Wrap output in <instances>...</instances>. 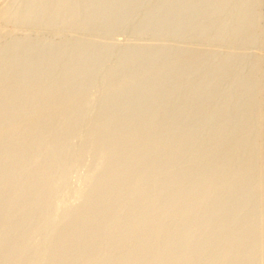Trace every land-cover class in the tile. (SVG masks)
I'll use <instances>...</instances> for the list:
<instances>
[{"label":"rangeland","instance_id":"obj_1","mask_svg":"<svg viewBox=\"0 0 264 264\" xmlns=\"http://www.w3.org/2000/svg\"><path fill=\"white\" fill-rule=\"evenodd\" d=\"M48 1L0 0V36H2L0 37V62L4 60L3 62H1L2 64L0 63V108L2 109H0V135L2 134V140L0 139V171L12 168V166L21 158L24 160L25 164H28L32 156H37L39 157V160L44 163L45 161H47V158L52 159L56 155L55 159L57 157L58 158L56 160L52 159L54 160V164H56V161H60L61 163H67L69 160H71L68 162L69 164L67 163L68 167L66 166V168L63 169L65 170L64 172L62 169H56V172L59 171V174H56L58 176L60 175V177H63L60 181L61 184H59L63 185L62 183L64 179V182L67 186H59L58 184L56 185V187H54V193L52 189V191L50 192L51 194L48 193V195H43V198H45L46 201H49V206L47 205L44 209H41V213H38L37 215L39 219H37L36 217L33 220L34 222L31 223L33 224V227L36 226V228L39 227V225H42L40 231L44 230V232L39 231V233L33 235H36L35 237L29 235L28 237L26 234L25 236L22 234L25 230V226L27 225H25L24 227L23 224L16 226L17 228L12 231L13 233H10V237H13L15 241V247L14 250H12L13 254H10L11 256L7 254L6 256L5 254H0V264L2 262L9 261L13 255L19 252L20 248H25L27 245L28 247L26 248H29L30 246L33 247L34 244H37V242L39 244L38 246H41L43 250L46 249L45 247L48 246L45 250L46 253L44 254V251L42 250L43 253L42 251L39 252V254L37 253L36 255H34L33 258H31L28 263L47 264L49 262L50 250L60 244V242H63L62 239H59V236L61 237L62 231H64L65 228L67 229L68 217H70L72 213L75 212L77 209L83 210V208H86L88 206V203L86 202H89V199L91 198L84 195H80V192L84 190V193L86 194L88 191L96 187L95 182L87 184L84 183L85 174L88 173V170L95 163V160L97 159L95 157H97L98 153H100L101 150H107V147H109V145L114 144L115 142L117 144V142L120 141H122L120 143H123L124 146L120 144L115 148L116 150H108L109 161L111 163H114L118 161V159L122 156L127 157L128 160L131 161L132 165V169L129 172L130 178L138 175L141 172L140 169L142 168V165L144 166L145 171L148 169L150 171L148 170V172H144L145 178L143 183L139 185L140 187L138 185L128 184L127 178L122 179L121 183L119 184L121 185L123 182L122 186H124L125 190L128 191V193H130L133 188L134 192L132 190V194L126 193L124 195L117 196L114 198L113 202L107 203L98 208L97 214L99 213L98 216H100V218H103V216H106L108 214L107 212H109L112 204H120L123 201H127L128 204L129 201L130 203L135 204V208L132 209L130 212H127V210H120L119 212L112 215L113 217L110 216L106 218L104 224H102V228L104 230H102L103 232L107 233L110 229L109 227H111L113 223L120 219L123 221L125 216L128 217L129 220L133 219L132 221H135L136 219H138V217H142L143 215H149L148 210H144L139 206V203L142 198V196L140 195H143L142 193L144 191H148V189L157 190L158 188L160 189L163 184L166 185V183H171L175 187V189H180V193L176 190L178 194H176L175 197L171 198L172 202H174V204L178 206V208L177 210H175L177 213L175 212L174 214H172V216H167L168 218L166 217L167 219L165 220V222L168 223V225H166L167 228L164 229V232H161L162 234L159 233V236H162V239L160 238L161 240L172 238L176 242H187V240L190 239L189 235L179 234V231L181 230L179 224L180 222L184 221V216L188 213H192L193 210H197L198 212H200L201 209V212L205 213L206 211H208V215L205 218L206 223L207 220H209L216 214V210H218V207L220 206L221 208L223 207L222 209L226 213H224L223 216L220 217L221 220L219 219L221 227L219 226L217 229L215 228L216 231H211V233H207L206 236H209L211 234L216 237H222V234L224 233L223 230H225V228H233L232 230L228 231L227 235L225 236L228 242L227 240H225V246H220V249H223L222 247H225V253H230V250L233 253V247L235 245V242L233 241H244V245L247 246H243L244 248L241 247L242 250L244 249V252L240 257H238L239 259L241 258L240 260H242L241 262H243L241 264H246V262L247 264H264V247H262V245L264 246V213H262L264 211V193H262L264 192V5H262L264 4V0ZM28 27L30 29H28ZM66 27H68V29ZM5 32L7 35L3 34ZM72 50H74V52ZM38 52L40 56H38ZM74 54L76 56H73ZM40 66L41 68H39ZM57 70L58 72L56 73ZM124 73L127 74L125 75ZM10 74L11 76L9 77ZM12 74H14V76ZM55 76L59 78L57 79ZM38 86H40L41 88ZM42 86L44 87L42 88ZM4 89H6V91ZM15 93L16 95L13 96ZM41 93H43V95ZM50 94L52 95L49 96ZM61 95L63 98L61 97ZM34 105H36L37 107H34ZM40 105H42V108H39ZM25 108H29L28 111ZM56 114L58 117L56 116ZM255 116L257 118H255ZM32 119L34 122L32 121ZM40 124L42 126H40ZM76 125L77 127H75ZM69 131L71 132V134H69ZM33 132L35 133V135ZM16 134L18 137L16 136ZM146 134L148 136H146ZM127 140L128 142L126 144ZM66 141L67 143L65 144ZM4 142H6L7 144H4ZM36 142H38L37 146L36 144L34 146V143ZM1 143H3V145ZM18 147L20 150L18 149ZM62 147H64L65 150ZM8 152H10L11 155ZM70 154L73 157L69 156ZM61 155L65 157H62ZM239 158H241V161L239 160ZM1 159L3 160L1 161ZM165 159L168 161H166ZM167 162H170L171 165ZM192 163L196 166V168ZM40 165L36 166L37 169L41 168L42 165ZM201 168H208L207 170H209L211 174V177L208 176L205 177V179L203 177L199 179L200 181H203V184H201L202 182H199V180L197 181L198 174H200L202 170ZM216 169L219 171H217ZM80 171L81 174L83 173L82 175L80 174ZM158 171H160V173ZM28 172H30V174ZM34 172H36V168L34 169V171L24 170L23 176L25 177V179H31L33 177L32 174H34ZM65 173L67 176L65 175ZM217 173H222L223 177L220 176L219 179L216 178V175H218ZM156 174L159 176L158 178L156 177ZM195 175L196 178H194ZM228 175L230 176L228 177ZM147 178L153 180V184H151L149 182L150 180H148ZM214 178L216 179V181L218 180L222 183H220L222 188L216 189L209 195L204 194L206 197L205 200L208 199V202H206H212L210 206L207 205L205 201L202 204L196 203L189 197V192L186 188H178L180 187L179 181L185 182L186 180H188V182H186L191 183L189 184V190H193L199 188L200 185L208 184V182L213 184V181L215 180ZM65 180L69 182L67 183ZM145 180H147L146 183L148 182L146 185ZM253 181L255 183H253ZM126 182L127 184L125 185ZM194 182L199 183L196 185V183ZM11 184L13 188H17L19 187V184L21 186V180L15 179L12 181ZM38 184L42 185V182ZM38 184L35 186L39 188L40 186ZM7 187L8 186L5 181L1 182L0 193L4 192ZM138 188H140V191H137V194L136 190H138ZM259 188L262 190H260ZM182 189H185L186 192L182 193ZM105 190H107V185H102L100 187L101 193L99 196H101L105 192ZM67 193L68 195H66ZM55 194H57V197L55 196ZM37 197L38 196L33 197V199H39V197L41 198L42 195H39L38 198ZM50 197L53 201L50 200ZM59 197L61 199H65L60 200ZM0 198H2L0 199V202H2L3 197L1 195ZM209 198H211L212 200ZM169 200V197L156 198L153 204L158 206V204L162 205ZM62 201L63 203H61ZM237 201L239 202L237 203ZM214 202H216L217 204H214ZM27 205L29 206L30 202ZM55 208L58 211L54 210ZM48 210H50V212ZM189 210L190 212H188ZM56 211L59 214L62 213L60 214L61 216L58 213L55 216L54 213ZM226 211L231 212L229 214ZM104 212L106 213L104 214ZM7 214H9V212L6 213V216H8ZM64 214H66V217ZM136 214L138 216H136ZM40 215L44 216H42L44 220L40 219L42 218L40 217ZM189 215L191 214H188V216ZM54 216L56 218H54ZM189 217L194 216L191 215ZM38 220L41 222H39ZM46 221L48 222V224L46 223ZM32 224L30 225L32 226ZM62 224H64V226ZM236 224L239 226H242L243 224L245 225L240 228L239 226L237 227ZM172 225H174V227ZM178 225L180 228L179 230L175 228ZM52 226L54 228H52ZM78 226H80V230L86 229L88 227L87 225L81 222L77 224V230H79ZM89 226L91 227V225ZM47 230L48 233L46 232ZM172 230L174 231L172 232ZM175 230H177L178 235L176 234L177 232H175ZM102 231L99 234H92L93 237H90V239L93 238V240L91 239L92 241L98 243V246L97 248L90 247L88 249V252H86L88 257L86 259H89L88 261L92 259V262H88L86 260L83 264H110V260L105 254H107L109 252L108 250L112 248H110V244L107 241H109L110 238H112V240H119L121 238V233L117 231L113 235H111L112 237L110 236V238H108L109 236H107L106 233L105 235L107 237L104 236L102 234ZM1 233L0 236L3 235V232ZM142 234L143 233L137 234V237L135 236L132 240L134 250L128 252L126 255L123 254V257L127 261L133 262L137 259L136 254L141 253V251L138 250L141 248V246V250L143 251V253L149 252L154 249L161 241L158 240L159 236H156L157 239L155 237H152L149 239V241L147 240L146 242H144V234ZM48 235L51 236L49 237ZM55 235L58 238H56ZM180 236L186 237L184 238ZM47 237L51 239L50 242ZM52 238L54 239L52 240ZM103 239L105 242L102 241ZM156 240H158V242ZM101 244L107 247L105 248L104 246L103 248ZM92 249L94 250V254H96L95 256L94 254H90L92 253ZM198 249L199 248H197V250ZM76 251V249H74V251L72 252L69 251L67 253V257H65L68 258V256L70 257L71 255V257H74L78 253ZM189 252L190 250L188 248H186V250L184 251L185 254H188ZM97 256H101L102 258H98ZM104 256H106V259L104 258ZM93 258H95L96 260H93ZM207 259L209 262H211V264H228V261L226 260L228 259V257L220 258V252L217 251L209 255ZM32 260H35V262ZM163 261L165 262V260ZM18 263H16L15 261L11 262V264Z\"/></svg>","mask_w":264,"mask_h":264},{"label":"bare ground","instance_id":"obj_2","mask_svg":"<svg viewBox=\"0 0 264 264\" xmlns=\"http://www.w3.org/2000/svg\"><path fill=\"white\" fill-rule=\"evenodd\" d=\"M48 1V0H47ZM53 1V0H52ZM56 1V0H55ZM79 1V0H78ZM137 1V0H136ZM250 1V0H249ZM43 2V1H42ZM54 2V1H53ZM52 2V3H53ZM59 2V1H58ZM69 2V1H68ZM87 2V1H86ZM143 2V1H142ZM185 2V1H184ZM230 2H232V1H230ZM244 2V1H243ZM248 2V1H247ZM260 2V1H259ZM48 3H49V1H48ZM154 3V2H153ZM173 3V2H172ZM200 3V2H199ZM238 3V2H237ZM59 4V3H58ZM148 4V3H147ZM228 4V3H227ZM260 4H262V3H260ZM259 4V5H260ZM48 5V4H47ZM61 5V4H60ZM87 5V4H86ZM242 5V4H241ZM262 5H264V4H262ZM30 6V5H29ZM34 6V5H33ZM53 6V5H52ZM57 6H59V5H57ZM109 6V5H108ZM202 6V5H201ZM12 7V6H11ZM73 7V6H72ZM95 7V6H94ZM112 7V6H111ZM129 7V6H128ZM167 7V6H166ZM204 7V6H203ZM260 7V6H259ZM4 8V7H3ZM54 8V7H53ZM65 8V7H64ZM63 8V9H64ZM228 8V7H227ZM232 8V7H231ZM236 8V7H235ZM245 8V7H244ZM262 8V7H261ZM49 9V8H48ZM110 9V8H109ZM109 9H107V10H109ZM138 9V8H137ZM144 9V8H143ZM160 9V8H159ZM168 9V8H167ZM171 9V8H170ZM208 9H209V7H208ZM233 9V8H232ZM237 9V8H236ZM62 10V9H61ZM66 10V9H65ZM88 10V9H87ZM112 10H115V9H112ZM163 10V9H162ZM197 10V9H196ZM212 10V9H211ZM60 11V10H59ZM67 11V10H66ZM70 11V10H69ZM170 11V10H169ZM175 11V10H174ZM182 11V10H181ZM261 11V10H260ZM56 12V11H55ZM207 12V11H206ZM224 12H225V10H224ZM237 12H238V10H237ZM246 12V11H245ZM252 12V11H251ZM11 13V12H10ZM43 13V12H42ZM53 13H54V11H53ZM72 13H73V11H72ZM121 13V12H120ZM139 13V12H138ZM154 13V12H153ZM194 13V12H193ZM82 14V13H81ZM97 14V13H96ZM123 14V13H122ZM131 14V13H130ZM152 14V13H151ZM184 14V13H183ZM213 14V13H212ZM237 14V13H236ZM244 14H246V13H244ZM3 15V14H2ZM8 15V14H7ZM6 15V16H7ZM9 15H12V14H9ZM51 15V14H50ZM54 15V14H53ZM59 15V14H58ZM72 15V14H71ZM101 15V14H100ZM125 15V14H124ZM256 15V14H255ZM188 16H190V15H188ZM194 16V15H193ZM213 16V15H212ZM257 16V15H256ZM262 16V15H261ZM42 17V16H41ZM58 17V16H57ZM61 17V16H60ZM159 17V16H158ZM203 17H204V15H203ZM108 18V17H107ZM120 18V17H119ZM231 18V17H230ZM243 18V17H242ZM259 18V17H258ZM7 19V18H6ZM13 19V18H12ZM36 19V18H35ZM61 19V18H60ZM66 19V18H65ZM153 19V18H152ZM205 19V18H204ZM238 19H239V17H238ZM37 20H38V18H37ZM37 20H35V21H37ZM56 20V19H55ZM67 20V19H66ZM69 20V19H68ZM170 20V19H169ZM243 20V19H242ZM254 20V19H253ZM261 20V19H260ZM11 21V20H10ZM57 21V20H56ZM70 21V20H69ZM72 21V20H71ZM78 21V20H77ZM76 21V22H77ZM97 21V20H96ZM126 21V20H125ZM149 21V20H148ZM13 22V21H12ZM73 22V21H72ZM113 22V21H112ZM123 22V21H122ZM155 22H156V20H155ZM5 23V22H4ZM22 23V22H21ZM20 23V24H21ZM24 23H26V22H24ZM41 23V22H40ZM106 23V22H105ZM251 23V22H250ZM9 24V23H8ZM11 24H13V23H11ZM57 24V23H56ZM67 24V23H66ZM98 24V23H97ZM110 24V23H109ZM132 24V23H131ZM167 24V23H166ZM6 25V24H5ZM76 25V24H75ZM82 25V24H81ZM227 25V24H226ZM241 25V24H240ZM247 25V24H246ZM20 26V25H19ZM37 26V25H36ZM39 26H40V24H39ZM63 26V25H62ZM208 26V25H207ZM248 26V25H247ZM30 27V26H29ZM28 27V29H30ZM21 28V27H20ZM39 28V27H38ZM67 29H68V27H66ZM75 28V27H74ZM242 28V27H241ZM2 29V28H1ZM17 29V28H16ZM98 29V28H97ZM146 29V28H145ZM198 29V28H197ZM203 29H205V28H203ZM226 29V28H225ZM4 30V29H3ZM43 30V29H42ZM77 30V29H76ZM79 30V29H78ZM115 30V29H114ZM118 30V29H117ZM176 30V29H175ZM202 30V29H201ZM214 30V29H213ZM236 30V29H235ZM241 30V29H240ZM259 30V29H258ZM264 30V29H263ZM21 31V30H20ZM46 31V30H45ZM57 31V30H56ZM62 31V30H61ZM68 31V30H67ZM94 31V30H93ZM150 31V30H149ZM183 31V30H182ZM186 31V30H185ZM12 32V31H11ZM119 32V31H118ZM175 32V31H174ZM2 33V32H1ZM14 33V32H13ZM92 33V32H91ZM3 34H6V32L5 33H3ZM51 34V33H50ZM49 34V35H50ZM84 34V33H83ZM94 34V33H93ZM148 34V33H147ZM174 34V33H173ZM261 34V33H260ZM7 35V34H6ZM19 35V34H18ZM48 35V36H49ZM170 35V34H169ZM202 35V34H201ZM204 35V34H203ZM13 36V35H12ZM111 36V35H110ZM150 36H151V34H150ZM0 37H2V36H0ZM45 37V36H44ZM128 37V36H127ZM167 37V36H166ZM185 37V36H184ZM80 38V37H79ZM109 38V37H108ZM223 38V37H222ZM227 38V37H226ZM263 38V37H262ZM39 39H41V38H39ZM111 39V38H110ZM132 39V38H131ZM259 39V38H258ZM10 40V39H9ZM8 40V41H9ZM32 40V39H31ZM34 40V39H33ZM36 40V39H35ZM58 40V39H57ZM66 40V39H65ZM107 40V39H106ZM148 40V39H147ZM250 40V39H249ZM14 41H15V39H14ZM20 42V41H19ZM22 42V41H21ZM28 42V41H27ZM36 42V41H35ZM53 42V41H52ZM56 42V41H55ZM86 42V41H85ZM105 42H107V41H105ZM38 43V42H37ZM66 43V42H65ZM82 43V42H81ZM92 43V42H91ZM97 43V42H96ZM20 44V43H19ZM27 44V43H26ZM54 44V43H53ZM172 44V43H171ZM211 44V43H210ZM229 44V43H228ZM9 45V44H8ZM13 45V44H12ZM24 45V44H23ZM58 45V44H57ZM68 45V44H67ZM71 45V44H70ZM75 45V44H74ZM162 45V44H161ZM217 45V44H216ZM15 46V45H14ZM55 46V45H54ZM72 46V45H71ZM94 46V45H93ZM109 46V45H108ZM141 46V45H140ZM236 46V45H235ZM13 47V46H12ZM31 47V46H30ZM97 47V46H96ZM146 47V46H145ZM148 47V46H147ZM163 47V46H162ZM223 47V46H222ZM5 48V47H4ZM22 48V47H21ZM33 48H35V47H33ZM44 48V47H43ZM94 48V47H93ZM124 48V47H123ZM251 48V47H250ZM19 49V48H18ZM32 49V48H31ZM40 49V48H39ZM125 49V48H124ZM240 49V48H239ZM9 50V49H8ZM13 50V49H12ZM38 50V49H37ZM88 50V49H87ZM130 50V49H129ZM174 50V49H173ZM16 51V50H15ZM18 51V50H17ZM67 51V50H66ZM71 51V50H70ZM73 52H74V50H72ZM85 51V50H84ZM94 51V50H93ZM231 51V50H230ZM251 51V50H250ZM61 52V51H60ZM63 52V51H62ZM103 52H104V50H103ZM135 52V51H134ZM18 53V52H17ZM23 53V52H22ZM28 53V52H27ZM171 53V52H170ZM215 53V52H214ZM33 54V53H32ZM37 54H39V52L37 53ZM72 54V53H71ZM84 54V53H83ZM61 55V54H60ZM141 55V54H140ZM174 55H176V54H174ZM219 55V54H218ZM38 56H40V54L38 55ZM45 56V55H44ZM63 56V55H62ZM73 56H76L75 54L73 55ZM80 56V55H79ZM94 56V55H93ZM36 57V56H35ZM85 57V56H84ZM87 57H89V56H87ZM149 57V56H148ZM157 57V56H156ZM202 57V56H201ZM218 57V56H217ZM251 57V56H250ZM249 57V58H250ZM29 58V57H28ZM32 58V57H31ZM40 58V57H39ZM62 58V57H61ZM74 58V57H73ZM116 58V57H115ZM4 59V58H3ZM2 59V60H3ZM16 59V58H15ZM212 59V58H211ZM214 59V58H213ZM229 59V58H228ZM262 59V58H261ZM14 60V59H13ZM57 60V59H56ZM55 60V61H56ZM129 60V59H128ZM209 60V59H208ZM4 61V60H3ZM3 61H1V62H3ZM11 61V60H10ZM16 61V60H15ZM18 61V60H17ZM50 61H51V59H50ZM75 61H77V60H75ZM96 61V60H95ZM152 61V60H151ZM194 61V60H193ZM201 61V60H200ZM205 61V60H204ZM257 61V60H256ZM0 62V63H1ZM34 62V61H33ZM86 62H88V61H86ZM94 62V61H93ZM104 62V61H103ZM107 62V61H106ZM180 62V61H179ZM23 63V62H22ZM21 63V64H22ZM208 63V62H207ZM231 63V62H230ZM257 63V62H256ZM2 64V63H1ZM0 64V65H1ZM4 64V63H3ZM181 64V63H180ZM227 64V63H226ZM40 65V64H39ZM105 65V64H104ZM238 65V64H237ZM31 66V65H30ZM43 66V65H42ZM89 66V65H88ZM95 66V65H94ZM115 66V65H114ZM130 66V65H129ZM1 67H3V66H1ZM5 67V66H4ZM21 67V66H20ZM29 67V66H28ZM66 67V66H65ZM137 67V66H136ZM241 67V66H240ZM263 67V66H262ZM10 68V67H9ZM14 68V67H13ZM39 68H41V66L39 67ZM90 68V67H89ZM114 68V67H113ZM210 68V67H209ZM6 69V68H5ZM4 69V70H5ZM71 69V68H70ZM78 69V68H77ZM86 69V68H85ZM107 69V68H106ZM14 70V69H13ZM35 70H36V68H35ZM55 70V69H54ZM53 70V71H54ZM61 70V69H60ZM226 70V69H225ZM261 70V69H260ZM11 71V70H10ZM49 71V70H48ZM51 71V70H50ZM70 71V70H69ZM88 71H89V69H88ZM174 71V70H173ZM18 72V71H17ZM25 72V71H24ZM28 72H30V71H28ZM58 72V70L56 71V73ZM139 72V71H138ZM208 72V71H207ZM240 72V71H239ZM238 72V73H239ZM7 73V72H6ZM21 73V72H20ZM19 73V74H20ZM55 73V72H54ZM53 73V74H54ZM70 73V72H69ZM79 73V72H78ZM106 73V72H105ZM115 73V72H114ZM128 73V72H127ZM126 73V74H127ZM233 73V72H232ZM252 73V72H251ZM261 73H263V72H261ZM14 74H15V72H14ZM14 74H12L13 76H14ZM52 74V75H53ZM62 74V73H61ZM64 74V73H63ZM82 74V73H81ZM125 74V73H124ZM125 74V75H126ZM141 74V73H140ZM161 74V73H160ZM8 75V74H7ZM6 75V76H7ZM22 75V74H21ZM45 75V74H44ZM51 75V74H50ZM58 75V74H57ZM72 75V74H71ZM75 75V74H74ZM89 75V74H88ZM113 75H115V74H113ZM219 75V74H218ZM235 75V74H234ZM11 76V74L9 75V77ZM12 76V77H13ZM18 76V75H17ZM42 76V75H41ZM65 76V75H64ZM63 76V77H64ZM66 76H67V74H66ZM91 76V75H90ZM193 76V75H192ZM246 76V75H245ZM248 76V75H247ZM260 76V75H259ZM11 77V78H12ZM16 77V76H15ZM14 77V78H15ZM43 77V76H42ZM46 77H48V76H46ZM56 77V76H55ZM81 77V76H80ZM115 77V76H114ZM184 77V76H183ZM187 77V76H186ZM201 77V76H200ZM10 78V79H11ZM18 78V77H17ZM44 78V77H43ZM43 78H41V79H43ZM57 78V77H56ZM59 78V77H58ZM57 78V79H58ZM62 78V77H61ZM72 78V77H71ZM77 78H78V75H77ZM116 78H118V77H116ZM24 79V78H23ZM40 79V80H41ZM250 79H252V78H250ZM37 80V79H36ZM53 80V79H52ZM51 80V81H52ZM56 80V79H55ZM67 80V79H66ZM98 80V79H97ZM189 80V79H188ZM261 80V79H260ZM1 81V80H0ZM50 81V82H51ZM114 81V80H113ZM148 81V80H147ZM228 81V80H227ZM233 81V80H232ZM262 81V80H261ZM49 82V81H48ZM54 82H56V81H54ZM59 82V81H58ZM71 82V81H70ZM195 82V81H194ZM237 82V81H236ZM60 83V82H59ZM72 83V82H71ZM89 83V82H88ZM100 83V82H99ZM116 83H118V82H116ZM179 83V82H178ZM254 83V82H253ZM260 83V82H259ZM153 84V83H152ZM211 84V83H210ZM235 84V83H234ZM36 85V84H35ZM49 85V84H48ZM47 85V86H48ZM95 85V84H94ZM143 85V84H142ZM261 85V84H260ZM2 86V85H1ZM8 86V85H7ZM10 86V85H9ZM46 86V85H45ZM51 86V85H50ZM54 86V85H53ZM99 86V85H98ZM224 86H225V84H224ZM224 86H222V87H224ZM3 87V86H2ZM36 87V86H35ZM38 87H40V86H38ZM44 86H42V88H43ZM68 87V86H67ZM67 87H65V88H67ZM70 87V86H69ZM90 87V86H89ZM145 87V86H144ZM193 87V86H192ZM227 87V86H226ZM1 88V87H0ZM5 88V87H4ZM20 88V87H19ZM33 88V87H32ZM41 88V87H40ZM50 88H52V87H50ZM54 88V87H53ZM58 88V87H57ZM163 88V87H162ZM251 88V87H250ZM264 88V87H263ZM6 89H7V87H6ZM6 89H4L5 91H6ZM8 89H10V88H8ZM14 89V88H13ZM89 89V88H88ZM3 90V89H2ZM39 90V89H38ZM48 90V89H47ZM50 90V89H49ZM143 90V89H142ZM262 90V89H261ZM1 91V90H0ZM41 91H43V90H41ZM87 91V90H86ZM89 91V90H88ZM247 91V90H246ZM2 92H4V91H2ZM13 92V91H12ZM15 92V91H14ZM60 92V91H59ZM58 92V93H59ZM63 92V91H62ZM94 92V91H93ZM25 93V92H24ZM44 93V92H43ZM43 93H41L42 95H43ZM110 93V92H109ZM130 93V92H129ZM137 93V92H136ZM259 93V92H258ZM30 94V93H29ZM55 94V93H54ZM63 94V93H62ZM65 94V93H64ZM87 94V93H86ZM85 94V95H86ZM97 94V93H96ZM127 94V93H126ZM183 94V93H182ZM221 94H222V92H221ZM4 95V94H3ZM10 95V94H9ZM8 95V96H9ZM13 95V94H12ZM16 95V93L13 95V96H15ZM22 95V94H21ZM52 94H50L49 96H51ZM58 95V94H57ZM98 95V94H97ZM152 95V94H151ZM156 95V94H155ZM229 95V94H228ZM263 95V94H262ZM25 96H26V94H25ZM34 96V95H33ZM47 96V95H46ZM55 96V95H54ZM84 96V95H83ZM100 96V95H99ZM102 96V95H101ZM122 96V95H121ZM129 96V95H128ZM143 96V95H142ZM16 97H18V96H16ZM15 97V98H16ZM44 97H45V95H44ZM48 97V96H47ZM58 97V96H57ZM61 97H62V95H61ZM73 97V96H72ZM10 98V97H9ZM12 98V97H11ZM21 98V97H20ZM23 98V97H22ZM33 98V97H32ZM60 98V97H59ZM63 98V97H62ZM84 98V97H83ZM95 98H97V97H95ZM132 98V97H131ZM144 98V97H143ZM157 98V97H156ZM180 98V97H179ZM199 98V97H198ZM253 98V97H252ZM14 99V98H13ZM12 99V100H13ZM25 99H26V97H25ZM24 99V100H25ZM55 99H57V98H55ZM105 99V98H104ZM116 99V98H115ZM127 99V98H126ZM135 99V98H134ZM11 100V99H10ZM15 100V99H14ZM35 100V99H34ZM53 100V99H52ZM64 100V99H63ZM62 100V101H63ZM66 100V99H65ZM77 100V99H76ZM120 100V99H119ZM157 100V99H156ZM19 101H20V99H19ZM59 101V100H58ZM84 101V100H83ZM86 101V100H85ZM90 101H91V99H90ZM112 101H114V100H112ZM141 101V100H140ZM155 101V100H154ZM225 101V100H224ZM12 102V101H11ZM27 102V101H26ZM48 102H49V100H48ZM54 102V101H53ZM52 102V103H53ZM57 102V101H56ZM60 102H61V100H60ZM74 102V101H73ZM96 102V101H95ZM108 102V101H107ZM111 102V101H110ZM136 102V101H135ZM142 102V101H141ZM13 103V102H12ZM24 103H25V101H24ZM32 103V102H31ZM75 103V102H74ZM93 103V102H92ZM101 103H103V102H101ZM115 103V102H114ZM140 103V102H139ZM185 103V102H184ZM201 103V102H200ZM9 104H10V102H9ZM34 104H35V102H34ZM58 104V103H57ZM73 104V103H72ZM96 104V103H95ZM121 104V103H120ZM130 104V103H129ZM164 104V103H163ZM175 104V103H174ZM230 104V103H229ZM239 104V103H238ZM28 105V104H27ZM29 105H30V103H29ZM44 105V104H43ZM111 105V104H110ZM187 105H189V104H187ZM210 105V104H209ZM2 106V105H1ZM14 106V105H13ZM12 106V107H13ZM36 105H34V107H35ZM42 105H40L39 106V108L41 107ZM53 106V105H52ZM59 106V105H58ZM73 106V105H72ZM91 106V105H90ZM113 106V105H112ZM197 106V105H196ZM10 107H11V105H10ZM24 107V106H23ZM30 107V106H29ZM37 107V106H36ZM57 107V106H56ZM86 107V106H85ZM111 107V106H110ZM156 107V106H155ZM169 107V106H168ZM250 107V106H249ZM42 108V107H41ZM47 108V107H46ZM55 108V107H54ZM93 108V107H92ZM97 108V107H96ZM104 108V107H103ZM138 108H139V106H138ZM170 108V107H169ZM1 109V108H0ZM13 109V108H12ZM18 109V108H17ZM25 109H27V111H28V109L29 108H25ZM117 109V108H116ZM129 109V108H128ZM179 109V108H178ZM2 110V109H1ZM43 110V109H42ZM53 110V109H52ZM68 110V109H67ZM107 110V109H106ZM130 110V109H129ZM140 110V109H139ZM213 110V109H212ZM231 110V109H230ZM257 110V109H256ZM255 110V111H256ZM14 111V110H13ZM46 111V110H45ZM61 111V110H60ZM75 111V110H74ZM92 111V110H91ZM149 111V110H148ZM203 111H204V109H203ZM19 112V111H18ZM31 112V111H30ZM67 112V111H66ZM181 112V111H180ZM233 112V111H232ZM241 112V111H240ZM260 112V111H259ZM3 113V112H2ZM9 113V112H8ZM16 113V112H15ZM25 113V112H24ZM29 113V112H28ZM27 113V114H28ZM54 113V112H53ZM69 113V112H68ZM91 113V112H90ZM132 113V112H131ZM192 113V112H191ZM227 113V112H226ZM234 113H235V111H234ZM19 114V113H18ZM72 114V113H71ZM124 114V113H123ZM168 114V113H167ZM189 114V113H188ZM260 114V113H259ZM26 115V114H25ZM67 115H69V114H67ZM90 115H92V114H90ZM114 115V114H113ZM223 115V114H222ZM245 115V114H244ZM45 116H46V114H45ZM56 116H57V114H56ZM111 116V115H110ZM199 116H200V114H199ZM207 116V115H206ZM230 116V115H229ZM236 116V115H235ZM258 116V115H257ZM25 117V116H24ZM27 117V116H26ZM42 117H44V116H42ZM58 117V116H57ZM78 117V116H77ZM134 117V116H133ZM135 117H136V115H135ZM178 117V116H177ZM213 117V116H212ZM249 117V116H248ZM259 117V116H258ZM20 118V117H19ZM60 118V117H59ZM66 118V117H65ZM72 118V117H71ZM200 118V117H199ZM209 118V117H208ZM254 118V117H253ZM255 118H257L256 116H255ZM254 118V119H255ZM263 118H264V115H263ZM44 119H46V118H44ZM50 119V118H49ZM81 119V118H80ZM125 119V118H124ZM224 119H225V117H224ZM3 120V119H2ZM25 120H28V119H25ZM25 120H24V122H25ZM56 120V119H55ZM54 120V121H55ZM68 120V119H67ZM83 120V119H82ZM150 120V119H149ZM248 120V119H247ZM13 121V120H12ZM32 121H33V119H32ZM38 121V120H37ZM59 121H60V119H59ZM193 121V120H192ZM191 121V122H192ZM232 121V120H231ZM235 121V120H234ZM233 121V122H234ZM34 122V121H33ZM32 122V123H33ZM50 122V121H49ZM53 122V121H52ZM93 122V121H92ZM171 122V121H170ZM22 123V122H21ZM63 123H64V121H63ZM71 123V122H70ZM126 123V122H125ZM137 123V122H136ZM172 123V122H171ZM201 123V122H200ZM246 123V122H245ZM28 124V123H27ZM34 124V123H33ZM80 124V123H79ZM132 124V123H131ZM196 124V123H195ZM234 124V123H233ZM24 125V124H23ZM26 125V124H25ZM44 125V124H43ZM64 125V124H63ZM78 125V124H77ZM77 125L75 126V127H77ZM84 125V124H83ZM95 125V124H94ZM219 125V124H218ZM249 125H250V123H249ZM9 126V125H8ZM34 126H36V125H34ZM40 126H42L41 124H40ZM169 126V125H168ZM258 126V125H257ZM6 127V126H5ZM20 127H21V125H20ZM23 127V126H22ZM156 127V126H155ZM154 127V128H155ZM197 127V126H196ZM201 127H203V126H201ZM241 127V126H240ZM253 127V126H252ZM26 128V127H25ZM31 128V127H30ZM40 128V127H39ZM49 128V127H48ZM47 128V129H48ZM56 128V127H55ZM71 128V127H70ZM95 128V127H94ZM98 128V127H97ZM191 128V127H190ZM229 128V127H228ZM231 128V127H230ZM46 129V130H47ZM51 129V128H50ZM73 129V128H72ZM79 129V128H78ZM87 129V128H86ZM144 129V128H143ZM192 129V128H191ZM190 129V130H191ZM236 129V128H235ZM21 130V129H20ZM31 130V129H30ZM34 130V129H33ZM56 130V129H55ZM129 130V129H128ZM167 130V129H166ZM184 130V129H183ZM197 130V129H196ZM208 130V129H207ZM213 130V129H212ZM7 131V130H6ZM19 131V130H18ZM22 131V130H21ZM176 131H178V130H176ZM201 131V130H200ZM258 131H260V130H258ZM35 132V131H34ZM33 132V133H34ZM40 132V131H39ZM48 132H50V131H48ZM70 132V131H69ZM75 132V131H74ZM123 132V131H122ZM170 132V131H169ZM185 132V131H184ZM222 132V131H221ZM246 132V131H245ZM15 133V132H14ZM17 133V132H16ZM22 133V132H21ZM25 133V132H24ZM36 133H38V132H36ZM63 133V132H62ZM78 133V132H77ZM112 133V132H111ZM128 133V132H127ZM176 133V132H175ZM232 133V132H231ZM235 133H237V132H235ZM4 134V133H3ZM27 134H29V133H27ZM40 134V133H39ZM53 134V133H52ZM69 134H71V132L69 133ZM169 134V133H168ZM173 134V133H172ZM185 134V133H184ZM187 134V133H186ZM207 134V133H206ZM205 134V135H206ZM216 134V133H215ZM24 135V134H23ZM34 135H35V133H34ZM61 135V134H60ZM98 135V134H97ZM123 135V134H122ZM125 135V134H124ZM156 135V134H155ZM200 135V134H199ZM208 135V134H207ZM223 135V134H222ZM256 135V134H255ZM13 136V135H12ZM16 136H17V134H16ZM20 136V135H19ZM25 136V135H24ZM23 136V137H24ZM29 136V135H28ZM53 136V135H52ZM72 136V135H71ZM146 136H148L147 134H146ZM175 136V135H174ZM189 136V135H188ZM204 136V135H203ZM260 136V135H259ZM18 137V136H17ZM22 137V136H21ZM80 137V136H79ZM215 137V136H214ZM2 138V134L0 135V139ZM64 138V137H63ZM86 138H87V136H86ZM92 138V137H91ZM141 138V137H140ZM156 138V137H155ZM165 138V137H164ZM207 138V137H206ZM20 139V138H19ZM28 139H30V138H28ZM107 139V138H106ZM121 139H123V138H121ZM153 139V138H152ZM174 139V138H173ZM193 139V138H192ZM204 139V138H203ZM214 139V138H213ZM220 139V138H219ZM2 140V139H1ZM21 140V139H20ZM23 140V139H22ZM32 140V139H31ZM79 140V139H78ZM126 140V139H125ZM141 140V139H140ZM180 140V139H179ZM199 140V139H198ZM223 140V139H222ZM248 140H249V138H248ZM86 141V140H85ZM105 141V140H104ZM131 141H132V139H131ZM238 141V140H237ZM7 142V141H6ZM6 142H4V144L6 143ZM15 142V141H14ZM13 142V143H14ZM29 142V141H28ZM60 142V141H59ZM82 142V141H81ZM89 142V141H88ZM106 142H107V140H106ZM120 142H122V141H120ZM120 142H117V144H116V142L114 143V144H116V145H114V144H111V145H109V147H107V150H101V152L100 153H98V155H97V157H95V158H97L96 160H95V163L91 166V168L88 170V173L87 174H85V179H84V183H91V182H95L96 183V187L95 188H93V189H91L90 191H88L86 194L84 193V190L82 191V192H80V195H84V196H87V197H89V198H91V199H89V202H86V203H88V206L86 207V208H83V210H76L75 212H73L72 213V215L70 216V217H68V219H67V224H68V226H67V229L65 228V230L64 231H62V234H61V237L59 236V239H62V241L63 242H60V244H58V243H56V244H58L57 246H55L54 248H52L51 250H50V259H49V262L47 263V264H83L84 263V261H88L89 259H86L87 257H88V255L86 254V252H88V249L90 248V247H94V248H97V246H98V243H95L94 241H92L93 240V238H91L90 239V237L92 236L93 237V235L92 234H99L102 230H103V226H102V224H104V222H105V220H106V218H108V217H110V216H112V215H114L115 213H117V212H119L120 210H127V212H130L132 209H134L135 208V204H132V203H130V201H129V204L127 203V201H123V202H121L120 204H112V206H111V208H110V210H109V212H107L108 214L106 215V216H103V218H100V216H98V214H97V210H98V208H100L101 206H103V205H105V204H107V203H110V202H113V200H114V198L115 197H117V196H120V195H124V194H126V193H128V191H126L125 190V188H124V186H122V184H123V182H122V184L120 185L119 183H121V181H122V179H124V178H127L128 179V184H133V185H141L142 183H143V181H144V172H148V170H146L145 171V168H144V166L142 165V168L140 169V173L138 174V175H136V176H134V177H129V172L131 171V169H132V165H131V161L130 160H128V158L127 157H125V156H122V157H120L119 159H118V161H116V162H114V163H111L110 161H109V152H108V150L109 151H111V149L113 150V149H115L117 146H119L120 144H122L123 145V143H120ZM127 142H128V140L126 141V144H127ZM140 142V141H139ZM150 142V141H149ZM188 142H189V140H188ZM243 142V141H242ZM263 142V141H262ZM16 143V142H15ZM24 143V142H23ZM37 143L38 142H36V143H34V146H35V144H36V146H37ZM39 143H42V142H39ZM61 143V142H60ZM67 143V141L65 142V144ZM80 143V142H79ZM167 143V142H166ZM213 143V142H212ZM215 143V142H214ZM223 143H225V142H223ZM228 143V142H227ZM236 143V142H235ZM2 145H3V143H1ZM7 144V143H6ZM55 144V143H54ZM84 144V143H83ZM106 144H108V143H106ZM110 144V143H109ZM184 144V143H183ZM188 144V143H187ZM211 144V143H210ZM238 144V143H237ZM15 145V144H14ZM61 145V144H60ZM75 145V144H74ZM181 145V144H180ZM186 145V144H185ZM201 145H202V142H201ZM219 145V144H218ZM230 145V144H229ZM233 145H234V143H233ZM250 145V144H249ZM5 146V145H4ZM9 146V145H8ZM11 146V145H10ZM16 146V145H15ZM39 146V145H38ZM72 146V145H71ZM94 146V145H93ZM124 146V145H123ZM135 146V145H134ZM147 146V145H146ZM154 146V145H153ZM252 146V145H251ZM263 146V145H262ZM20 147V146H19ZM19 147H18V149H19ZM184 147V146H183ZM221 147V146H220ZM246 147V146H245ZM42 148V147H41ZM60 148V147H59ZM58 148V149H59ZM62 148H64V147H62ZM61 148V149H62ZM101 148V147H100ZM138 148V147H137ZM192 148V147H191ZM199 148V147H198ZM249 148V147H248ZM53 149V148H52ZM67 149V148H66ZM73 149V148H72ZM143 149V148H142ZM214 149V148H213ZM232 149V148H231ZM20 150V149H19ZM24 150V149H23ZM39 150V149H38ZM64 150H65V148H64ZM116 150V149H115ZM193 150V149H192ZM215 150H217V149H215ZM220 150V149H219ZM259 150V149H258ZM8 151V150H7ZM40 151V150H39ZM49 151H50V149H49ZM54 151H57V150H54ZM71 151V150H70ZM128 151V150H127ZM176 151V150H175ZM214 151V150H213ZM234 151V150H233ZM11 152V151H10ZM10 152H8V153H10ZM67 152V151H66ZM73 152V151H72ZM76 152V151H75ZM173 152V151H172ZM215 152V151H214ZM246 152V151H245ZM258 152V151H257ZM61 153V152H60ZM92 153V152H91ZM96 153H97V150H96ZM120 153V152H119ZM118 153V154H119ZM179 153V152H178ZM203 153V152H202ZM260 153V152H259ZM263 153V152H262ZM5 154H7V153H5ZM24 154V153H23ZM35 154H36V151H35ZM34 154V155H35ZM54 154V153H53ZM174 154V153H173ZM188 154V153H187ZM191 154V153H190ZM198 154V153H197ZM216 154V153H215ZM240 154V153H239ZM244 154V153H243ZM2 155H3V152H2ZM10 155H11V153H10ZM67 155H68V153H67ZM75 155V154H74ZM77 155V154H76ZM130 155V154H129ZM226 155V154H225ZM62 156V155H61ZM69 156H72L71 154L69 155ZM78 156V155H77ZM120 156V155H119ZM150 156V155H149ZM220 156V155H219ZM5 157V156H4ZM23 157V156H22ZM53 157V156H52ZM55 157H56V155L54 156V158H52V159H54V160H56L55 159ZM62 157H65V156H62ZM67 157V156H66ZM73 157V156H72ZM174 157V156H173ZM175 157H176V155H175ZM205 157V156H204ZM207 157V156H206ZM224 157V156H223ZM233 157V156H232ZM246 157V156H245ZM262 157V156H261ZM44 158V157H43ZM135 158V157H134ZM172 158V157H171ZM179 158V157H178ZM187 158V157H186ZM185 158V159H186ZM190 158V157H189ZM192 158V157H191ZM226 158V157H225ZM230 158V157H229ZM4 159V158H3ZM3 159H1V161L3 160ZM26 159V158H25ZM52 159H49V158H47V161H45L44 163L43 162H41L40 160H39V157H37V156H32V158L29 160V162H28V164H25V162H24V160L21 158L20 160H18L13 166H12V168H9L8 170H1L0 171V183L1 182H6V184H7V189L4 191V192H1L0 193V195L3 197V201L2 202H0V231L1 232H3V235L2 236H0V254H5V256H6V254L7 255H12L13 254V251L12 250H14V244H15V241H14V239H13V237H10V233H13L12 231L15 229V228H17L16 226H18V225H22L23 224V227L25 226V225H27V226H25V230H24V232L22 233L24 236H25V234L28 236H33L34 234H36V233H39V231L41 230V226L42 225H39V227H37L36 228V226L35 227H33V224L31 223V222H34L33 220L37 217V215H38V213L40 214L41 212V209H44L45 208V206H47L49 203V201L47 200L46 201V199L45 198H43V195H48V193H50L51 191H52V189H53V193H54V187H56V185H58L59 183H60V181L62 180V176L60 177V175L58 176L56 173H58V172H56L57 170L56 169H65L66 168V166L68 167V162L69 161H71V160H69L67 163L65 162V163H61L60 161V163L59 162H57L56 161V164H54V160H52ZM62 159V158H61ZM60 159V160H61ZM74 159H75V157H74ZM79 159V158H78ZM167 159V158H166ZM165 159V160H166ZM174 159V158H173ZM172 159V160H173ZM214 159V158H213ZM219 159V158H218ZM241 158H239V160H240ZM15 160V159H14ZM68 160V159H67ZM66 160V161H67ZM220 160V159H219ZM229 160V159H228ZM85 161V160H84ZM87 161V160H86ZM159 161V160H158ZM166 161H168V160H166ZM166 161H163V162H166ZM238 161V160H237ZM241 161V160H240ZM253 161V160H252ZM230 162V161H229ZM247 162V161H246ZM58 163V164H57ZM168 164H170V162H167ZM179 163V162H178ZM238 163V162H237ZM243 163V162H242ZM42 166H41V165ZM78 164V163H77ZM159 164H160V162H159ZM174 164V163H173ZM177 164V163H176ZM191 164V163H190ZM193 164V163H192ZM220 164V163H219ZM223 164V163H222ZM37 165H40L41 166V168H39V169H37ZM73 165V164H72ZM90 165V164H89ZM155 165V164H154ZM171 165V164H170ZM194 165V164H193ZM71 166V165H70ZM77 166V165H76ZM146 166V165H145ZM156 166V165H155ZM195 166V165H194ZM231 166V165H230ZM245 166V165H244ZM10 167V166H9ZM185 167V166H184ZM36 168V172H34V174H32L33 175V177L31 178V179H25V177L23 176V174H24V170H28V171H30V170H32V171H34V169ZM72 168H73V166H72ZM195 168H196V166H195ZM224 168V167H223ZM232 168V167H231ZM247 168V167H246ZM2 169V168H1ZM68 169V168H67ZM70 169V168H69ZM75 169V168H74ZM74 169H71V170H74ZM154 169V168H153ZM152 169V170H153ZM166 169H168V168H166ZM187 169V168H186ZM202 169V168H201ZM208 169V168H207ZM207 169H202L201 170V172H200V174H198V178H197V181L200 179V178H204L205 179V177H211V174H210V172H209V170H207ZM215 169V168H214ZM219 169V168H218ZM242 169V168H241ZM217 170V169H216ZM65 170H63V172H64ZM150 171V170H149ZM217 171H219V170H217ZM250 171V170H249ZM62 172V171H61ZM159 173H160V171H158ZM225 172V171H224ZM29 174H30V172H28ZM84 173H86V172H84ZM162 173V172H161ZM186 173V172H185ZM231 173V172H230ZM59 174V173H58ZM80 174H81V171H80ZM83 174V173H82ZM81 174V175H82ZM152 174V173H151ZM218 174V173H217ZM226 174V173H225ZM228 174V173H227ZM64 175V174H63ZM65 175H66V173H65ZM64 175V176H65ZM157 175V174H156ZM216 175V174H215ZM255 175V174H254ZM26 176V175H25ZM29 176V175H28ZM67 176V175H66ZM68 176H69V173H68ZM84 176V175H83ZM165 176V175H164ZM223 177L222 176V173H219L218 175H216V178H218L219 179V177ZM230 175H228V177H229ZM5 177H6V180H5ZM30 177V176H29ZM82 177V176H81ZM157 178L159 177L158 175L156 176ZM156 177H154V178H156ZM182 177V176H181ZM181 177H178V178H181ZM213 177H215V176H213ZM259 177V176H258ZM260 177H261V175H260ZM66 178V177H65ZM72 178V177H71ZM177 178V179H178ZM194 178H196V175L194 176ZM15 179H19V180H21V186H20V184H19V187H17V188H13L11 185V183H12V181L13 180H15ZM83 179V178H82ZM148 179V178H147ZM207 179V178H206ZM215 179V178H214ZM248 179V178H247ZM250 179V178H249ZM252 179V178H251ZM148 180H150L149 182L151 183V184H153V180H151V179H148ZM155 180V179H154ZM66 181V180H65ZM146 181L147 180H145V185L148 183H146ZM187 182H188V180H186ZM182 182V181H179V184H180V187H178V188H182V187H184V188H186L187 189V191L189 192V197L192 199V200H194L196 203H198V204H202V203H204V201H205V203H207L208 201V199L207 200H205V195L206 194H210V193H212V192H214L216 189H218V188H222L221 187V182H219L218 180L216 181V179L213 181L214 183L213 184H211L210 182H208V184H206V185H200V187L199 188H196V189H191V190H189V184H191V183H187V182ZM216 181V182H215ZM251 181V180H250ZM255 181V180H254ZM253 181V183H255ZM40 182H42V185H40V184H38V183H40ZM67 182V181H66ZM69 182V181H68ZM67 182V183H68ZM199 182H202L201 184H203V181H200L199 180ZM199 182H194V183H196V185L199 183ZM65 182H64V179H63V185H60L59 184V186H67L66 185V183L64 184ZM221 183V184H220ZM249 183V182H248ZM248 183H246V184H248ZM251 183V182H250ZM39 185L40 187L38 188L37 186H35V185ZM127 184V182L125 183V185ZM193 184V183H192ZM205 184V183H204ZM226 184V183H225ZM241 184V183H240ZM5 185V184H4ZM102 185H107V190H105V192L101 195V196H99L100 195V187L102 186ZM120 185V186H119ZM164 185V184H163ZM162 185V187H160V189L158 188L157 190L156 189H154V190H149L148 189V191H144L142 194L143 195H140V196H142V198H141V201H140V203H139V206H140V208H142V209H144V210H148L149 211V215H143L142 217H138V219H136L135 221H132V220H129V218L128 217H126L125 216V218L123 219V221L121 220V222H120V220H118V221H116L115 223H113V225L111 226V227H109L110 229L108 230V232L106 233V232H103L102 234L104 235V236H106L105 235V233L107 234V236H109L108 238H110V236L111 235H113L115 232H120L121 233V238L119 239V240H112V238H110V240L109 241H107V242H109V244H110V248H112V249H110V250H108L109 252L107 253V254H105L106 256H107V258L110 260V264H211V262H209L208 261V259H207V257H209V255H211V254H213V252H220V258H227L228 257V259H226L227 261H228V264H241V263H243V262H241L242 260H240L238 257H240L242 254H243V250H242V248L241 247H243V246H247V245H244V241L243 242H240V241H236L235 239V241H233V242H235V245H234V251H233V253L231 252V250H230V253H228L227 251V253H225V247H222L223 249H220V246H225V244H224V242H225V240H227V238L225 237L226 235H227V232L228 231H230V230H232L230 227H228V228H225V230H223L224 231V235L222 234V237H216V236H214V235H209V236H206L207 235V233H211V231H216V229L220 226L221 227V223H220V220H221V218L220 217H222L223 216V214L225 213V211L219 206L218 207V210H216L217 212H216V214L213 216V217H211L209 220H207V222L205 223V218L207 217V215H208V211H206V213L205 212H201V209H200V212H198L197 210H193L192 211V213H188V214H191V215H193L194 217H189V216H191V215H189L188 216V214H186L184 217H185V219H184V221L183 222H180V227H181V230L179 231L180 233L179 234H185V235H189V237H190V239H188L187 240V242H184V243H180V242H176L175 240H173L172 238H168V239H165V240H161L162 238V236H159V233H163L164 232V229L165 228H167V226L166 225H168V223H166L165 222V220L168 218L167 216H172V214H174L176 211L175 210H177V208H178V206H176L175 204H174V202H172V200H171V198L172 197H175V195L176 194H178V192L180 193V189L178 190V189H175V187L170 183V184H168V183H166V185H164L163 186ZM252 185V184H251ZM220 186V187H219ZM248 186V185H247ZM246 186V187H247ZM259 186V185H258ZM140 187V186H139ZM196 187V186H195ZM256 187V186H255ZM63 188V187H62ZM243 188V187H242ZM65 189V188H64ZM63 189V190H64ZM128 189V188H127ZM140 188H138V190H136V192L138 191H140L139 190ZM142 189V188H141ZM245 189V188H244ZM255 189V188H254ZM260 189V188H259ZM262 189H263V187H262ZM262 189H260V190H262ZM133 190V192H134V188L132 189ZM131 190V191H132ZM178 192H177V191ZM222 190V189H221ZM256 190V189H255ZM65 191V190H64ZM130 191V193H128V194H132V192ZM138 192H137V194H138ZM181 192L183 193V192H186V190L185 189H182L181 190ZM218 192V191H217ZM234 192V191H233ZM240 192V191H239ZM258 192V191H257ZM262 193H264V192H262ZM51 194V193H50ZM61 194V193H60ZM59 194V195H60ZM64 194H65V192H64ZM205 194V195H204ZM250 194V193H249ZM39 195L41 196L42 195V197L40 198L39 197ZM57 194H55V196H56ZM66 195H68V193L66 194ZM221 195V194H220ZM234 195V194H233ZM236 195V194H235ZM256 195V194H255ZM36 196H38L39 197V199H33V197H36ZM127 196V195H126ZM223 196V195H222ZM239 196V195H238ZM257 196V195H256ZM37 197V198H38ZM54 197V196H53ZM57 197V196H56ZM56 197H55V200H56ZM65 197V196H64ZM67 197V196H66ZM78 197V196H77ZM164 198V197H169L170 198V200L169 201H167L166 203H164V204H162V205H160V204H158V206H156V205H154L153 203H154V200L156 199V198ZM177 197V196H176ZM208 197V196H207ZM217 197V196H216ZM220 197V196H219ZM245 197V196H244ZM253 197V196H252ZM60 198V197H59ZM68 198V197H67ZM92 198H94V199H92ZM218 198V197H217ZM216 198V199H217ZM236 198V197H235ZM258 198V197H257ZM263 198V197H262ZM0 199H2V198H0ZM54 199V198H53ZM65 199V198H64ZM64 199H61L60 198V200H64ZM178 199V198H177ZM176 199V200H177ZM209 199H211V198H209ZM245 199V198H244ZM255 199V198H254ZM261 199V198H260ZM32 200H34V201H32ZM50 200H52L51 199V197H50ZM59 200V199H58ZM79 200V199H78ZM128 200V199H127ZM190 200V199H189ZM212 200V199H211ZM236 200V199H235ZM53 201V200H52ZM136 201V200H135ZM207 201V202H206ZM220 201H221V198H220ZM227 201V200H226ZM229 201H230V199H229ZM241 201H242V199H241ZM249 201V200H248ZM29 202H30V205L28 206L27 204H29ZM60 202V201H59ZM218 202H219V200H218ZM239 201H237V203H238ZM245 202V201H244ZM61 203H63V201L61 202ZM65 203V202H64ZM70 203V202H69ZM68 203V204H69ZM73 203V202H72ZM216 202H214V204H215ZM226 203V202H225ZM236 203V204H237ZM247 203V202H246ZM54 204V203H53ZM60 204V203H59ZM66 204V203H65ZM197 204V205H198ZM210 204H212V202L210 201V203H207V205H209L210 206ZM217 204V203H216ZM240 204V203H239ZM250 204V203H249ZM252 204V203H251ZM75 205V204H74ZM160 205V206H159ZM206 205V206H207ZM49 206V205H48ZM63 206V205H62ZM67 206V205H66ZM202 206V205H201ZM201 206H199V207H201ZM204 206V205H203ZM214 206H216V205H214ZM225 206V205H224ZM235 206V205H234ZM58 207V206H57ZM56 207V208H57ZM189 207V206H188ZM198 207V206H197ZM213 207V206H212ZM211 207V208H212ZM228 207V206H227ZM232 207V206H231ZM244 207V206H243ZM246 207V206H245ZM54 209V210H57V209ZM59 208H62V207H59ZM67 208V207H66ZM195 208H196V206H195ZM205 208H207V207H205ZM230 208V207H229ZM237 208V207H236ZM250 208V207H249ZM50 209V208H49ZM68 209H70V208H68ZM190 209V208H189ZM215 209V208H214ZM240 209V208H239ZM46 210V209H45ZM138 210V209H137ZM199 210V209H198ZM208 210V209H207ZM235 210V209H234ZM255 210V209H254ZM260 210V209H259ZM258 210V211H259ZM47 211V210H46ZM45 211V212H46ZM49 212H50V210H48ZM58 211V210H57ZM55 212L54 214H55V216H56V214L58 213V212ZM257 211V210H256ZM9 212V214H7L8 216H6V213H8ZM61 212V211H60ZM126 212V211H125ZM150 212H151V215H150ZM188 212H190V210L188 211ZM226 212H228V211H226ZM231 212V211H230ZM230 212H228L229 214H230ZM252 212V211H251ZM106 212H104V214H105ZM177 213V212H176ZM181 213H182V211H181ZM234 213V212H233ZM245 213V212H244ZM257 213V212H256ZM262 213H264V211L262 212ZM46 214V213H45ZM44 214V215H45ZM59 214V213H58ZM60 214H62V213H60ZM59 214V215H60ZM103 214V213H102ZM138 214V213H137ZM136 214V216H138ZM209 214H210V211H209ZM226 214V213H225ZM1 215H3V216H1ZM65 215V217H66V214H64ZM122 215V214H121ZM176 215V214H175ZM228 215V214H227ZM43 216V215H42ZM41 215H40V217H42ZM47 216V215H46ZM54 216V218H56ZM61 216V215H60ZM102 216V215H101ZM128 216H130V215H128ZM189 218H188V217ZM246 216V215H245ZM6 217V218H5ZM44 217V216H43ZM43 217L42 218H40L41 220L43 219ZM113 217V216H112ZM167 217V218H166ZM187 217V218H186ZM229 217H230V215H229ZM233 217V216H232ZM1 218H2V220H1ZM46 218H48V217H46ZM58 218H59V216H58ZM57 218V219H58ZM260 218V217H259ZM37 219H39V217H37ZM53 219V218H52ZM220 219V220H219ZM44 220V219H43ZM63 220V219H62ZM65 220V219H64ZM39 221V220H38ZM37 221V222H38ZM53 221V220H52ZM55 221H56V219H55ZM180 221V220H179ZM39 222H41V221H39ZM43 222V221H42ZM54 222V221H53ZM63 222V221H62ZM79 222H81V223H84L85 225H87L88 227L87 228H89L90 226L89 225H91V227L89 228V229H81L80 230V226H78L79 228V230H77V224L79 223ZM242 222V221H241ZM246 222V221H245ZM32 224V226L30 225V224ZM44 223V222H43ZM46 223L48 224V222L46 221ZM65 223V222H64ZM172 223V222H171ZM261 223V222H260ZM176 224V223H175ZM174 224V225H175ZM181 224H183V225H181ZM239 224V223H238ZM242 224V223H241ZM240 224V225H241ZM253 224V223H252ZM50 225H51V223H50ZM56 225V224H55ZM58 225V224H57ZM63 226H64V224H62ZM61 225V226H62ZM83 225V224H82ZM174 225H172L173 227H174ZM179 225L178 226H176L175 228H177V230H179L180 228H179ZM237 225V224H236ZM235 225V226H236ZM245 224H243L242 226H244ZM224 226V225H223ZM239 225H237V227H238ZM242 226H239L240 228L242 227ZM21 227V226H20ZM22 227V228H23ZM226 227V226H225ZM234 227V226H233ZM49 228V227H48ZM52 228H54L53 226H52ZM57 228V227H56ZM171 228V227H170ZM216 228V229H215ZM249 228V227H248ZM105 229V228H104ZM173 229V228H172ZM224 229V228H223ZM237 229V228H236ZM235 229V230H236ZM252 229V228H251ZM258 229V228H257ZM45 230H46V227H45ZM49 230V229H48ZM48 230L46 231L47 233H48ZM59 230V229H58ZM107 230V229H106ZM177 230H175V232H177ZM234 230V231H235ZM238 230V229H237ZM244 230H245V227H244ZM259 230V229H258ZM60 231V230H59ZM58 231V232H59ZM174 230H172V232H173ZM240 231H242V230H240ZM256 231V230H255ZM264 231V230H263ZM0 232V233H1ZM17 232H19V231H17ZM21 232V231H20ZM40 232H44V230L43 231H40ZM45 232V233H46ZM169 232V231H168ZM222 232V231H221ZM220 232V233H221ZM141 233H143L144 234V242H146L147 240L149 241V239L150 238H152V237H155L156 238V236H159V239L158 240H161L159 243H158V245L154 248V249H152L151 251H149V252H144L143 253V251L141 250L142 249V246H141V248L140 249H138V250H140L141 251V253H137L136 255H137V259L135 260V261H133V262H130V261H127L124 257H123V254L124 255H126L128 252H130V251H132V250H134V248H133V245H132V240L134 239V237L136 236L137 237V234H141ZM161 233V234H162ZM219 233V232H218ZM233 233V232H232ZM237 233V232H236ZM259 233V232H258ZM2 234V233H1ZM0 234V235H1ZM17 234V233H16ZM21 234V235H22ZM52 234V233H51ZM118 234V233H117ZM142 234V235H143ZM168 234V233H167ZM177 235H178V232L176 233ZM204 234H205V236H204ZM235 234V233H234ZM238 234V233H237ZM241 234V233H240ZM239 234V235H240ZM252 234V233H251ZM250 234V235H251ZM22 235V236H23ZM59 235V234H58ZM141 235V236H142ZM174 235H175V233H174ZM245 235V234H244ZM28 236V237H29ZM36 236V235H35ZM35 236H33V237H35ZM41 236V235H40ZM45 236H46V234H45ZM49 236V235H48ZM51 236V235H50ZM49 236V237H50ZM103 236V237H104ZM106 236V237H107ZM168 236V235H167ZM219 236V235H218ZM55 237H56V235H55ZM112 237V236H111ZM174 237H176V236H174ZM173 237V238H174ZM180 237H184V236H180ZM186 237V236H185ZM184 237V238H185ZM32 238V237H31ZM48 238V237H47ZM56 238H58V237H56ZM98 238H100V237H98ZM108 238H107V240H108ZM161 238V239H160ZM226 238V239H225ZM260 238V237H259ZM262 238V237H261ZM49 239V242H50V238H48ZM54 238H52V240H53ZM58 239V240H59ZM141 239V238H140ZM157 239V238H156ZM240 239V238H239ZM249 239H251V238H249ZM253 239V238H252ZM95 240H97V239H95ZM142 240V239H141ZM158 240H156L157 242H158ZM185 240V239H184ZM237 240H238V237H237ZM241 240V239H240ZM18 241V240H17ZM21 241V240H20ZM39 241H40V239H39ZM42 241V240H41ZM103 242H105L104 241V239L102 240ZM135 241V240H134ZM142 241V242H143ZM186 241V240H185ZM256 241V240H255ZM29 242H31V241H29ZM46 242V241H45ZM44 242V243H45ZM48 242V243H49ZM54 242H55V240H54ZM98 242V241H97ZM227 242H228V240H227ZM247 242V241H246ZM257 242V241H256ZM17 243V242H16ZM28 243V242H27ZM33 243V242H32ZM47 243V242H46ZM100 243V242H99ZM232 243V242H231ZM230 243V244H231ZM248 243V242H247ZM25 244V243H24ZM40 244H41V242H40ZM151 244V243H150ZM222 244H224V245H222ZM233 244V243H232ZM246 244V243H245ZM264 244V243H263ZM23 245V244H22ZM27 245V244H26ZM30 245V244H29ZM39 244H38V242H37V244H34V246L33 247H29V248H26V247H28V245L25 247V248H20V250H19V252H17L15 255H13L12 256V258L9 260V261H5V262H2L1 264H11V262H13V261H15L16 263H21V264H26V263H28L30 260H31V258H33L34 257V255H36L37 253L39 254V252H41L43 249H42V247L41 246H38ZM48 245V244H47ZM100 245V244H99ZM102 245V244H101ZM136 245V244H135ZM140 245V244H139ZM143 245V244H142ZM155 245V244H154ZM253 245V244H252ZM103 246V245H102ZM105 246V245H104ZM104 246H103V248H104ZM138 246V245H137ZM250 246V245H249ZM261 246V245H260ZM16 247H17V244H16ZM48 247V246H47ZM47 247H45L46 249H47ZM50 247V246H49ZM52 247V246H51ZM107 246H105V248H106ZM145 247V246H144ZM259 247V246H258ZM262 247H264L263 245H262ZM102 248V247H101ZM186 248H188L189 250H190V252L188 253V254H185L184 253V251L186 250ZM197 248H199L198 250H197ZM244 248V247H243ZM246 248V247H245ZM248 248V247H247ZM46 249H44L43 251H44V254L46 253L45 252V250ZM48 249H50V248H48ZM74 249H76L77 251L76 252H78L74 257H69L68 256V258H66L67 257V253L70 251V252H72V251H74ZM106 250V249H105ZM137 250V249H136ZM260 250V249H259ZM43 251H42V253H43ZM104 251V250H103ZM102 251V252H103ZM255 251V250H254ZM253 251V252H254ZM41 253V254H42ZM101 253V252H100ZM247 253V252H246ZM250 253V252H249ZM261 253V252H260ZM41 254H40V256H41ZM90 254H94V250L92 249V253H90ZM245 254V253H244ZM10 255V256H11ZM43 255V254H42ZM96 254H94V256H95ZM45 256V255H44ZM44 256H43V258H44ZM49 256V255H48ZM66 256V257H65ZM106 256H104V258L106 257ZM134 256V255H133ZM245 256V255H244ZM249 256V255H248ZM247 256V257H248ZM264 256V255H263ZM63 257V258H62ZM98 258L99 257H101V256H97ZM1 258H3V257H1ZM6 258V257H5ZM38 258H39V256H38ZM97 258V259H98ZM102 258V257H101ZM7 259H8V257H7ZM24 259V260H23ZM36 259V258H35ZM106 259V258H105ZM42 260V259H41ZM92 260V259H91ZM90 260V261H91ZM93 260H96L95 258H93ZM163 260H165V262L163 261ZM213 260V259H212ZM32 261H34L35 262V260H32ZM90 261H88V262H90ZM106 261V260H105ZM45 262H46V260H45ZM92 262V261H91ZM98 262V261H97ZM96 262V263H97ZM219 262V261H218ZM18 263V264H19ZM99 263V262H98ZM106 263V262H105ZM216 263V262H215ZM29 264V263H28ZM34 264V263H33ZM91 264V263H90ZM246 264H247V262H246Z\"/></svg>","mask_w":264,"mask_h":264}]
</instances>
